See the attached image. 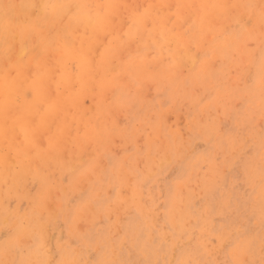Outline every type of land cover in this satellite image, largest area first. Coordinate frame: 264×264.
I'll return each mask as SVG.
<instances>
[{"label":"rangeland","instance_id":"1","mask_svg":"<svg viewBox=\"0 0 264 264\" xmlns=\"http://www.w3.org/2000/svg\"><path fill=\"white\" fill-rule=\"evenodd\" d=\"M226 1L228 7L224 9ZM196 4H200L198 10L205 6L192 0L189 10ZM126 8L129 13L135 9L134 18L143 20L137 37ZM126 8L124 5L114 25H109L97 40L103 49L114 46L111 66L137 64L140 55L148 51L151 72L173 68L171 60H178V65H183L173 70V87H158L144 78L145 101L135 89L124 92L121 106L126 111L119 118V128L126 133V146L117 139L109 151L63 154L64 160L72 154L75 172L84 169V174L93 163L99 171L94 170L96 178L88 185L81 183V189L74 188L76 182L63 175L60 184L68 193L52 192L53 203L48 196L45 202L53 204L52 209H45L48 217L40 198L50 183L41 187L38 179L29 178L17 189L25 187L24 198L10 195L4 207L18 210L21 226L25 222L20 214L34 210L32 203L39 201L48 232L44 240L32 237L26 238L30 243L26 239L21 242L13 228L0 225V264H9L8 258L15 256L13 259L18 260L24 254L41 255L37 256L39 260L46 256L43 264L49 259V264H60L63 258L68 264H264V68L260 63L264 59V40L260 38L264 36V0H221L217 10L207 15L202 26L199 24V28L207 24L215 27V41L225 46L221 52H212L207 45L198 48L197 44L185 51V42L192 39V30L200 21L195 17L198 10L183 19L177 17L182 8L176 1L128 0ZM253 8L258 11L259 28L250 27ZM164 28L170 38L161 54L154 50L136 53L138 46ZM250 53L255 62L247 61ZM191 56L196 57L194 61H190ZM200 66L206 71L198 72ZM150 73L144 71V76ZM109 76L105 72L98 78ZM29 94H25L27 99ZM147 112L150 117L156 116L161 131V139L157 138L152 148L145 145L144 138L151 133L142 121ZM164 155L167 161L162 163ZM120 159L127 160L123 167L133 172L132 184L141 189L144 206L128 207L117 216L113 206L119 191L115 172ZM146 159H150L147 168ZM53 179H59L57 172ZM84 206L92 207L96 215L91 221L80 217L75 220ZM179 211L180 217H172L171 213ZM9 240L14 243L12 254L5 252Z\"/></svg>","mask_w":264,"mask_h":264},{"label":"bare ground","instance_id":"2","mask_svg":"<svg viewBox=\"0 0 264 264\" xmlns=\"http://www.w3.org/2000/svg\"><path fill=\"white\" fill-rule=\"evenodd\" d=\"M163 1L167 3L176 1L182 8V12H178L177 17L180 16L183 19L187 18L191 12H196L200 6L196 4L194 10H189L192 0H183V3L179 0ZM197 1H201L205 6L195 15L200 21L192 30V39L185 40V51L189 52L192 44H197L198 48L207 45L212 52H221L225 46L215 41V27L207 24V27L199 28V24L202 26L207 20V15L217 10L221 0ZM127 2L128 0H0V225L3 227L9 225L13 228L14 233L17 234V240L21 242H23L21 239L32 237L38 240L45 239L48 230L47 225L42 222V207L44 206V210L47 207L52 209L54 201L50 194L57 191L61 194L68 193V190L60 184L63 175H66L70 182H76L74 188L80 186V189L81 183L86 182L88 185L96 178L92 173L94 170L98 172L99 168L94 169V163L91 166L93 169H88L84 174L82 172L84 169L75 172L71 166L74 157H71V154L68 160H64L63 154L73 152V156H76L83 152L109 151L117 139L126 146V133L119 128V118L123 117L126 111L121 106L124 92L135 89L139 94L137 96L145 101L143 98L145 90L141 82L144 78H148L149 82H153L158 87L164 85L171 89L175 76L173 70L175 66L183 65V62L178 65V60L172 59L170 63L175 64L173 68L167 67L151 72V63L146 60L148 51L146 55H140L141 61L137 64L125 62L111 66L110 60L115 55L114 46L107 45L103 49L97 40L109 25H114L119 11L124 5L126 8ZM223 7L224 9L228 7L227 1L223 3ZM126 11L128 16L133 18L132 32L137 37L141 34L143 20L134 18L135 9L129 13L126 8ZM102 13H104L103 17L99 18ZM256 16L258 11L255 8L251 9V28L261 26V21L256 20ZM192 23L193 21L188 26ZM249 30L250 28L246 29V31ZM251 31L257 30L251 29ZM157 37L159 39H156ZM169 38L170 32L164 28L143 45L138 46L136 53L154 50L157 54H161L163 45ZM260 38L264 40V36ZM174 42L179 43L183 40H174ZM240 53H244V50L242 49ZM195 58L191 56L190 61H194ZM247 61L255 62L253 54H248ZM194 63L192 62L190 66ZM260 63H263L264 68V59ZM205 68L200 66L198 72L206 71ZM144 71L151 73L144 76ZM105 72H109L110 76L99 79L98 76ZM120 74L125 77L119 78ZM26 92L31 93L28 99ZM155 120L156 116L150 117L148 112L142 119L143 126H149L151 130L149 137L144 135L145 145L149 147L156 142L157 138L161 139V131ZM163 147L168 148L165 140ZM166 159L164 155L160 161L163 163ZM126 161L120 159L118 162L120 168L115 172L119 191L113 212H117V216L128 207L144 206L141 189L132 184L133 172L123 167L127 165ZM149 163L150 159H146V168ZM72 164L74 166V163ZM51 168L55 170L48 171ZM130 168L132 170L131 165ZM54 172H57L58 180L53 179ZM29 178L38 179L41 187L50 184L41 194L40 200H44L42 207L39 201H34L32 203L34 210L20 214L25 222V225L21 226L18 225L20 221L18 210L7 211L4 204L10 195L24 198L25 187L19 191L17 189ZM83 186L85 187V183ZM30 191L29 189L28 192ZM48 196L52 205L49 201L45 202ZM69 201H71L70 198ZM181 212L171 213L172 217H180ZM45 214L48 217L46 210ZM95 215L92 207L84 206L75 220L80 217L91 221ZM7 246L5 252L12 254L11 249L14 243L10 241ZM44 252L42 255L45 254ZM37 256L24 254L19 256L18 260L13 259L15 256L7 257V260L9 264H43L47 260L44 255L42 260H39ZM68 262L66 258H63L60 264H68Z\"/></svg>","mask_w":264,"mask_h":264},{"label":"snow or ice","instance_id":"3","mask_svg":"<svg viewBox=\"0 0 264 264\" xmlns=\"http://www.w3.org/2000/svg\"><path fill=\"white\" fill-rule=\"evenodd\" d=\"M111 264H115V262H111Z\"/></svg>","mask_w":264,"mask_h":264}]
</instances>
